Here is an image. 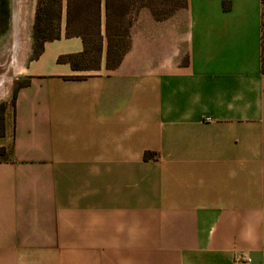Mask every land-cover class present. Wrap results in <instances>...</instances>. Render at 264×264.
<instances>
[{
	"label": "crops",
	"instance_id": "obj_1",
	"mask_svg": "<svg viewBox=\"0 0 264 264\" xmlns=\"http://www.w3.org/2000/svg\"><path fill=\"white\" fill-rule=\"evenodd\" d=\"M65 25L0 74V264H264L261 0L144 8L113 69Z\"/></svg>",
	"mask_w": 264,
	"mask_h": 264
},
{
	"label": "trees",
	"instance_id": "obj_2",
	"mask_svg": "<svg viewBox=\"0 0 264 264\" xmlns=\"http://www.w3.org/2000/svg\"><path fill=\"white\" fill-rule=\"evenodd\" d=\"M38 0L33 26L34 59L40 57L46 42L62 37L66 17L67 38H81L84 50L80 54L63 55L59 63H69L75 70H97L106 52L107 68H117L131 48V29L136 15L144 8L155 19H168L188 5V0ZM262 73L264 74V0H261ZM21 83L14 92L27 86ZM4 121V106L0 108V124ZM2 153V149H0Z\"/></svg>",
	"mask_w": 264,
	"mask_h": 264
},
{
	"label": "rangeland",
	"instance_id": "obj_3",
	"mask_svg": "<svg viewBox=\"0 0 264 264\" xmlns=\"http://www.w3.org/2000/svg\"><path fill=\"white\" fill-rule=\"evenodd\" d=\"M177 0H173L172 2ZM7 2V1H6ZM12 4V5H11ZM38 0H10L13 15L19 11V49L17 52L18 62H14L13 39L7 44L0 45V74L6 72V80L9 82V94L5 100L12 105L14 92L21 83L26 80L22 75V64L24 59L33 58L35 52V39L33 26L35 21L34 11L37 8ZM14 5V6H13ZM16 6V7H15ZM19 7V8H18ZM16 9V10H15ZM13 18V17H12ZM17 23V25H18ZM2 103H5L4 100Z\"/></svg>",
	"mask_w": 264,
	"mask_h": 264
},
{
	"label": "flooded vegetation",
	"instance_id": "obj_4",
	"mask_svg": "<svg viewBox=\"0 0 264 264\" xmlns=\"http://www.w3.org/2000/svg\"><path fill=\"white\" fill-rule=\"evenodd\" d=\"M7 5L8 4L5 2V0H0V37H2L4 33H6L7 25L11 23V5Z\"/></svg>",
	"mask_w": 264,
	"mask_h": 264
},
{
	"label": "bare ground",
	"instance_id": "obj_5",
	"mask_svg": "<svg viewBox=\"0 0 264 264\" xmlns=\"http://www.w3.org/2000/svg\"><path fill=\"white\" fill-rule=\"evenodd\" d=\"M5 2L8 4L7 6H9L10 0H5ZM12 11H13V9H12ZM12 21H13V25H12L13 26V34H12L13 35V38H12L13 39V42H12L13 43V46H12L13 49H12V51L15 49V52H14V62L16 63V60H17V52H18V49H19V40H18V36H17L18 35V25H17V23L19 22V11L18 10L15 13V15H13Z\"/></svg>",
	"mask_w": 264,
	"mask_h": 264
},
{
	"label": "built area",
	"instance_id": "obj_6",
	"mask_svg": "<svg viewBox=\"0 0 264 264\" xmlns=\"http://www.w3.org/2000/svg\"><path fill=\"white\" fill-rule=\"evenodd\" d=\"M210 120V119H209Z\"/></svg>",
	"mask_w": 264,
	"mask_h": 264
}]
</instances>
